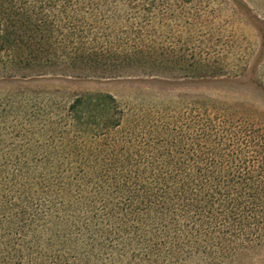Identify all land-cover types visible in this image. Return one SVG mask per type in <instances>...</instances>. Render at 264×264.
<instances>
[{
  "label": "trees",
  "instance_id": "obj_1",
  "mask_svg": "<svg viewBox=\"0 0 264 264\" xmlns=\"http://www.w3.org/2000/svg\"><path fill=\"white\" fill-rule=\"evenodd\" d=\"M192 1L0 0V76L164 72L170 51L183 69L178 26ZM195 63L184 77L223 74L207 57ZM189 105L126 115L107 94L74 99L70 129L111 136L64 140L70 158L54 167L43 222L0 206V264L214 262L264 245V127L213 102Z\"/></svg>",
  "mask_w": 264,
  "mask_h": 264
},
{
  "label": "rangeland",
  "instance_id": "obj_2",
  "mask_svg": "<svg viewBox=\"0 0 264 264\" xmlns=\"http://www.w3.org/2000/svg\"><path fill=\"white\" fill-rule=\"evenodd\" d=\"M190 5L193 17L178 26L183 69L173 65L170 51L164 72L133 67L112 78L70 70L0 76V206L17 209L24 223L43 222L50 213L54 167L69 157L62 151L64 140L99 144L109 137L97 126L77 128L87 131L82 137L70 129L69 105L79 96L110 95L126 115L145 106L183 109L204 100L264 127V0H193ZM203 57L222 65V76L184 77L186 65H192L186 70L191 74ZM84 170L89 171L74 173L79 177ZM182 264H264V245L225 260L189 257Z\"/></svg>",
  "mask_w": 264,
  "mask_h": 264
}]
</instances>
